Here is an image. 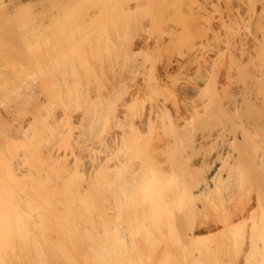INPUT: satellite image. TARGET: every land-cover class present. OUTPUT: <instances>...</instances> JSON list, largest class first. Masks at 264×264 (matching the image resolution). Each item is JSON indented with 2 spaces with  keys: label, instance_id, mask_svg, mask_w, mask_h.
<instances>
[{
  "label": "bare ground",
  "instance_id": "obj_1",
  "mask_svg": "<svg viewBox=\"0 0 264 264\" xmlns=\"http://www.w3.org/2000/svg\"><path fill=\"white\" fill-rule=\"evenodd\" d=\"M0 106V264H264V0H0Z\"/></svg>",
  "mask_w": 264,
  "mask_h": 264
},
{
  "label": "rangeland",
  "instance_id": "obj_2",
  "mask_svg": "<svg viewBox=\"0 0 264 264\" xmlns=\"http://www.w3.org/2000/svg\"><path fill=\"white\" fill-rule=\"evenodd\" d=\"M1 102H2V101H1ZM2 104H3V106H5L7 103H6V102H5V103L2 102V103H1V106H2ZM1 106H0V107H1ZM1 108H2V107H1ZM3 108H4V107H3Z\"/></svg>",
  "mask_w": 264,
  "mask_h": 264
}]
</instances>
